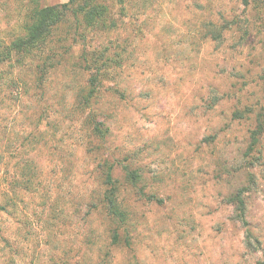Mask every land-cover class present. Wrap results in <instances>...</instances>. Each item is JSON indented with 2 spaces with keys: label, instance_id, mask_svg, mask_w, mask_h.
Wrapping results in <instances>:
<instances>
[{
  "label": "clouds",
  "instance_id": "clouds-1",
  "mask_svg": "<svg viewBox=\"0 0 264 264\" xmlns=\"http://www.w3.org/2000/svg\"><path fill=\"white\" fill-rule=\"evenodd\" d=\"M0 264H264V0H0Z\"/></svg>",
  "mask_w": 264,
  "mask_h": 264
}]
</instances>
